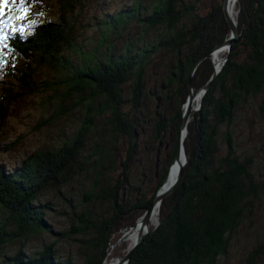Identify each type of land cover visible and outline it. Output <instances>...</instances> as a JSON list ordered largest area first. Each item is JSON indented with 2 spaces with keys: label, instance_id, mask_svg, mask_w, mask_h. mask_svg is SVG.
Wrapping results in <instances>:
<instances>
[{
  "label": "trees",
  "instance_id": "trees-1",
  "mask_svg": "<svg viewBox=\"0 0 264 264\" xmlns=\"http://www.w3.org/2000/svg\"><path fill=\"white\" fill-rule=\"evenodd\" d=\"M38 1L26 3L31 6ZM212 2L210 9L202 12L199 0H150L146 6L148 13L141 15V2L135 1L128 10L113 16L107 31L118 27L119 22L124 27L136 22L145 28L143 35L115 58L108 55L101 60L94 55H80L78 65L71 60L79 47L74 41L73 24L65 14L57 20L38 23L27 33L9 34L11 21L2 26L7 39L0 43V131L13 107L32 93L30 86L37 66L41 65L53 69L58 76L51 86V92L58 93L57 114L71 100V111L80 107L83 118L75 134L58 148L33 152L13 170L0 166V210L6 213L5 220L0 222V254L15 237L47 231L44 209L48 206L36 204L39 195L66 185L83 172L94 176L84 201L99 200L94 192L100 179L106 178L105 200L112 213L96 221L87 212L80 213L81 219L72 226L71 233L92 236L85 243L91 253L81 263L60 259L56 244L51 243L36 257L29 258L20 249L8 263L0 264H102L118 239V232L132 227L150 207L175 155L189 82L196 93L214 71L212 60L207 57L189 80L192 66L230 34L222 0ZM236 11L240 40L230 47L227 61L202 98L200 111L192 115L187 125V163L180 182L162 200L157 228L144 237L128 264H216L227 254L233 235L259 199L263 188L252 175L253 160L236 153L228 131L221 132L227 145L225 153L220 154L218 149L220 127L230 128L242 103L260 99V115L264 117V0H237ZM154 30H159V35L145 45L146 36ZM104 42L106 39L100 46ZM107 48L111 50L113 46ZM155 60V69L162 66L158 68L162 78L160 84L155 82L150 88L146 114L152 120L151 136L158 144L157 155L164 140L165 148L170 150L166 164L161 168L155 165L157 183L150 197L146 198L141 187H136L131 198L124 191L127 172L121 171L114 184L106 172L115 169L113 161L121 141L128 145L127 161L135 155L134 144L143 128L140 105L149 82V66ZM155 72L158 73L157 69ZM1 75L6 81H2ZM124 86L131 88L130 99L123 97ZM126 104L129 108L124 111ZM99 120L104 125L100 136L109 145H99L94 140L92 153L84 155L85 143L91 139ZM8 225L14 226L12 233ZM261 257L264 236L247 262L258 264Z\"/></svg>",
  "mask_w": 264,
  "mask_h": 264
},
{
  "label": "rangeland",
  "instance_id": "rangeland-1",
  "mask_svg": "<svg viewBox=\"0 0 264 264\" xmlns=\"http://www.w3.org/2000/svg\"><path fill=\"white\" fill-rule=\"evenodd\" d=\"M135 1L138 0H39L34 5L29 6L26 19L11 21L9 34H14L16 31H21V29H23L22 32L27 33L38 23L51 19L57 20L58 17L65 14L73 24L74 41L79 47V50L71 58L75 65H78L79 60H81L80 55H94L101 60H105L108 55L115 58L117 55L122 54L124 47L127 45L132 46L135 40L144 33L145 28L136 22H131L125 27L119 22L117 23L118 27L115 25L113 30L107 31L109 28L107 25L113 21V16L120 11L128 10ZM139 1L141 2V15L147 14L146 6L150 0ZM198 5L200 10L205 12L210 9L213 2L212 0H199ZM16 7L17 5L9 3L6 11L14 14ZM5 18L7 19L8 16L5 15L3 19ZM13 28H15V31H13ZM159 33V30L149 32L144 42L145 45L153 41ZM105 39L106 42L100 46ZM109 45L113 46L112 51L108 50ZM138 50L140 49L138 48ZM130 51L136 54V50L131 49ZM211 60L213 63V59ZM219 61L214 60L215 63ZM156 63L155 60L149 66V79L147 78L149 82L146 83L145 98L140 105L143 128H140L139 139L134 144L135 155L127 161L128 145L126 142L121 141L118 145V153L113 161L115 169L106 172L112 184L116 183L115 180L121 171L123 173L124 171L127 172L128 179L124 182V191L129 196L134 193L136 187H141V192H144L146 198L152 194L157 183L154 177L155 165L157 163L158 168L165 165L167 151L170 150V148H165L167 140H164L157 155L158 144L151 136L153 133L152 120H149L146 114L149 111L146 97H150V88L153 83L160 84L162 78V73L158 70L162 66L156 68L158 71L156 73L154 67ZM1 76L3 77L2 81H6L7 78L4 75ZM57 78V73L53 69L45 65L37 66L35 78L30 86L33 89L32 93L21 99L11 110L5 125L0 131V166H3L7 171L15 169L26 156L33 152L58 148L79 129L83 118V110L79 107L71 111L73 101L68 100L61 113L57 114L58 110L60 111V104L55 100L58 93L51 92V86L58 81ZM129 90L131 91L129 86L123 87L124 99H130ZM259 100L251 99L248 103H242L235 113L234 122L230 128L220 127V133L217 137L219 153L224 154L227 145L221 132L228 131L231 134L236 153L253 160L252 175L263 189L259 199L254 204L252 212L233 235L227 254L222 256L216 264H248V255L263 240L264 117L260 115L262 105ZM193 106L195 108V104ZM128 108L129 105L126 104L124 111ZM66 110L70 111L65 113ZM103 128V121L99 120L91 139H88L85 143L84 155L92 153L93 147L96 145L93 143L94 140L98 141L99 145H109L107 140L104 141L100 136L99 132H103ZM166 134L168 136L169 133ZM83 167L85 168V166ZM93 177L91 173L83 172L75 175L66 185L47 189L39 195L36 204L48 206V209H44V221L49 230L32 232L27 237H15L13 242L3 247L0 261L8 263L20 249L29 258L36 257L37 253L51 243L56 244L55 249L60 259L70 258L75 263H81L86 256L90 255L91 251L88 250L89 247L87 248L85 243L90 241L92 236L90 234L86 236L74 235L71 233L72 226L78 224L82 211L87 212L94 221L106 218L112 213L111 206L105 200L106 178L100 179L99 186L94 192V195L99 196V200L84 201L88 189L94 183ZM130 197L133 198V196ZM5 218L6 213L0 210V222L4 221ZM128 228L118 232V239L122 233L128 231ZM7 229L12 233L14 226L8 225ZM126 240L129 245L127 242L123 243ZM126 240L119 243H116V239L114 240L110 249L114 245L116 246L110 255L111 258L113 256L123 257L130 247V236ZM111 258H108L104 264H108ZM257 263L264 264V257L258 258Z\"/></svg>",
  "mask_w": 264,
  "mask_h": 264
},
{
  "label": "water",
  "instance_id": "water-1",
  "mask_svg": "<svg viewBox=\"0 0 264 264\" xmlns=\"http://www.w3.org/2000/svg\"><path fill=\"white\" fill-rule=\"evenodd\" d=\"M236 2H237V0H236ZM222 11H223L224 18H225V20L229 26L230 35L222 43L215 46L211 52L200 57L195 62V64L192 66V69L190 71L189 80L192 79L194 72L196 71L197 67L199 66V64L204 59H206L209 56L213 57L214 55H217L219 52H221L223 50L226 51V54L223 56V58L220 59L219 62L214 63V61H213L214 71H213L210 79L196 93L194 92V89L191 85V82H189L187 100L181 108V121H180L179 126H178L175 155H174L172 164L170 166L169 172H168L167 176L165 177L163 184L160 186V188L156 192V194H155V196L151 202L150 207L144 212V214L142 216H140L135 221V223L132 227L128 228V231L122 233L121 236L119 237V239H117L116 243L124 241L128 238V236L132 235V233L134 231H136L132 244L127 249V251L123 255V257L119 261H117L118 262L117 264H128L132 253L142 243L144 237L147 234L152 233L154 231V229L157 228L158 221L156 222L154 228L150 227V220H151L152 213L157 209V214H159V207H160L162 200L165 197H167L168 195H170L173 192V190L176 188V186L178 185V183L181 179L183 166L187 161L186 153H185V149H184V139H185L186 134H187V125H188L190 119L192 118V115L194 113L200 111L202 98H203L204 94L206 93V91L209 89L211 82L216 78V76L218 75V73L220 72L222 67L224 66V63L227 61L228 55L230 53V47L233 44L238 43L240 40V31H239L238 24H237V18L234 19L232 17V15L230 14L229 0H222ZM237 13H238V11H236V14ZM197 97H199L200 103L197 106L195 105V108H193L194 102H195ZM171 175L174 176V180L170 182L168 179H169V176H171ZM107 255H108V253H107ZM107 255L104 258L102 264L105 263Z\"/></svg>",
  "mask_w": 264,
  "mask_h": 264
},
{
  "label": "snow or ice",
  "instance_id": "snow-or-ice-1",
  "mask_svg": "<svg viewBox=\"0 0 264 264\" xmlns=\"http://www.w3.org/2000/svg\"><path fill=\"white\" fill-rule=\"evenodd\" d=\"M9 3L17 5L15 8V15L7 12ZM29 12V6L26 3V0H0V43L7 39V36L3 34V27L7 25L12 20L22 21L27 18V14ZM7 15L8 20L3 19V17ZM15 31V28H13ZM23 31V29H21Z\"/></svg>",
  "mask_w": 264,
  "mask_h": 264
},
{
  "label": "bare ground",
  "instance_id": "bare-ground-1",
  "mask_svg": "<svg viewBox=\"0 0 264 264\" xmlns=\"http://www.w3.org/2000/svg\"><path fill=\"white\" fill-rule=\"evenodd\" d=\"M229 11H230V14L232 15V17L234 18V19H236L237 18V14H236V0H230L229 1ZM230 35V34H229ZM226 54V51L225 50H223V51H221V52H219V54L218 55H214L213 57H211V56H209L211 59H213V61L215 60V61H218V60H220L224 55ZM216 56V57H215ZM215 57V58H214ZM215 63V62H214ZM200 103V99H199V97H197L196 98V100H195V102H194V104L195 105H198ZM192 119V118H191ZM185 140V139H184ZM185 148V147H184ZM187 159V158H186ZM186 163H187V161H186ZM186 163L184 164V166L186 165ZM183 166V167H184ZM183 170V169H182ZM171 173V172H170ZM182 176V175H181ZM170 182L171 181H173L174 180V176L173 175H171V176H169V179H168ZM180 182V181H179ZM179 184V183H178ZM177 187V186H176ZM161 205V204H160ZM160 208V207H159ZM158 221V216H157V209L152 213V216H151V220H150V227L152 228L153 226H155V224H156V222ZM152 225V226H151ZM135 233H136V231H134L133 233H132V235H130V239H131V243H130V245L132 244V240H134V237H135ZM125 242H127V240L126 241H124L123 243H125ZM127 244L129 245V243L127 242ZM116 245H114V247H115ZM114 247H112V249H110L109 250V254H108V257L106 258V260H108V258H111L110 257V255L112 254V251H113V248ZM114 258V259H113ZM121 258L119 257V256H113L112 258H111V260L110 261H108L109 263L108 264H117L118 262L117 261H119ZM106 260H105V263H106Z\"/></svg>",
  "mask_w": 264,
  "mask_h": 264
}]
</instances>
